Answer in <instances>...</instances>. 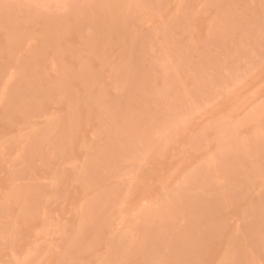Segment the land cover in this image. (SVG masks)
<instances>
[{
    "label": "rangeland",
    "instance_id": "obj_1",
    "mask_svg": "<svg viewBox=\"0 0 264 264\" xmlns=\"http://www.w3.org/2000/svg\"><path fill=\"white\" fill-rule=\"evenodd\" d=\"M0 264H264V0H0Z\"/></svg>",
    "mask_w": 264,
    "mask_h": 264
}]
</instances>
